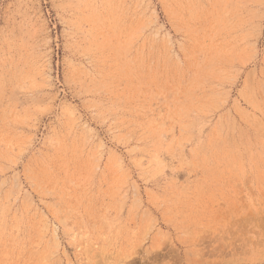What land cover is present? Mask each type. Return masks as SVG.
Listing matches in <instances>:
<instances>
[{"label":"rangeland","instance_id":"obj_1","mask_svg":"<svg viewBox=\"0 0 264 264\" xmlns=\"http://www.w3.org/2000/svg\"><path fill=\"white\" fill-rule=\"evenodd\" d=\"M0 264H264V0H0Z\"/></svg>","mask_w":264,"mask_h":264}]
</instances>
